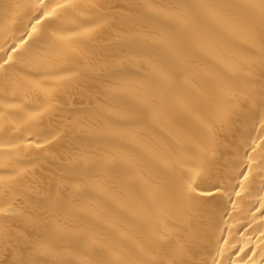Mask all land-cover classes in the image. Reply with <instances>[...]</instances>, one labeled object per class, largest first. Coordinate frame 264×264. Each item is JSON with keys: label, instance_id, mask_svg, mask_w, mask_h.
I'll return each mask as SVG.
<instances>
[{"label": "bare ground", "instance_id": "obj_1", "mask_svg": "<svg viewBox=\"0 0 264 264\" xmlns=\"http://www.w3.org/2000/svg\"><path fill=\"white\" fill-rule=\"evenodd\" d=\"M222 2L95 0L97 7L77 10L96 30L72 45L75 53L40 26L44 67L16 66L9 71L15 94L11 86L0 90V207L12 205L0 223L9 228L11 250L36 264H98L146 259L141 249L168 260L180 243L204 264H264L260 175L235 210L207 181L201 190L213 195L196 208L176 196L197 165L230 192L243 179L244 153L264 136L239 99L245 72L255 71L259 81L261 69L246 61L243 40L260 24L241 8L214 14L211 6ZM16 3H31L33 11L2 7ZM37 3L0 0V61L31 31ZM178 3L192 5L182 13L187 22L158 15ZM45 69L53 73L47 79ZM45 79L53 97L31 83ZM221 110L231 117L221 120ZM33 112L40 115L28 121ZM253 155L259 160L260 150Z\"/></svg>", "mask_w": 264, "mask_h": 264}, {"label": "snow or ice", "instance_id": "obj_2", "mask_svg": "<svg viewBox=\"0 0 264 264\" xmlns=\"http://www.w3.org/2000/svg\"><path fill=\"white\" fill-rule=\"evenodd\" d=\"M81 5L86 7L95 8L97 4L95 0H63V2H55L54 4H47L45 0H38L35 6V12L39 15L32 16L30 19L34 20V23L30 24L31 31H27L21 37L19 43L12 46V48L5 51V57L0 61V73L4 76L3 85L0 86V90L7 89L9 86L13 89V94H15V88L17 87L16 82L9 75V71L14 69L16 66L31 67L39 71L44 67V56L42 50L37 45L42 33L40 31V26H48L52 28V36L56 37L59 41L67 45L66 51L68 53H75L76 48L72 45L76 44L78 40L88 38L96 29L91 27H85L80 22V16L77 10ZM6 10L15 9L18 12L22 10L33 11V5L31 3H16V4H4L2 5ZM192 7L189 3H178L176 5H170L168 10H161L158 15L163 18L175 19L177 23L187 22V18L182 14L184 10L190 9ZM199 7H209L207 4H200ZM214 14H219L223 10L228 8H241L247 10L251 13L253 20H258L260 24L259 32L252 30L246 31V38L243 43L247 46V51L244 53L246 61L250 65H259L261 72L259 75V81L257 82V76L255 71L245 72L244 75L247 78L244 83V88L240 93L239 99L243 100L248 108V112L253 116L256 122L259 124V131L264 132V0H241L238 4H232L229 0H223L222 3L211 6ZM71 11V16H66L68 11ZM220 20H224L223 15H219ZM73 24L79 31H72L63 27L65 24ZM66 33H70L66 35ZM28 39H24V37ZM33 46L29 48V44ZM0 51H4L0 49ZM45 78L53 75V73L48 72L46 69L44 71ZM27 78V77H26ZM166 78V76L162 77ZM45 80H32L31 83L35 88H37L46 97H53V93L56 91L55 88L45 87ZM61 81L69 79V77H59ZM23 111L21 105H12ZM40 113H29L27 116L28 121L35 120ZM231 111L220 112V119L227 120L231 117ZM47 143V141H46ZM4 145H0L3 148ZM37 147H42V145L37 144ZM261 152V158L256 160L254 158L257 150ZM245 157V171L239 172L238 176L243 177L242 180H238L237 184L232 187L229 192L225 188L220 180L210 179L206 168L203 165L193 166L188 169L187 179L184 184L176 192V196L190 208H196L199 202L213 195V191L217 194L226 195L228 197V203L232 205L233 210H235L239 202L244 198L245 195L249 193L248 185L254 180L255 175H260L261 179V190L264 191V136H257L251 142L248 147V151L244 153ZM80 159H85L83 156ZM207 181L211 183L212 190H201V183ZM235 197V199H233ZM264 210V196L260 197V207L257 211ZM161 214L162 220H167V213L164 208H158ZM12 214V205L7 207H0V216L7 218ZM227 213H225L226 215ZM261 216L264 217V211L261 212ZM187 223V222H186ZM260 235L264 237V232ZM11 237L9 236V228L6 224L0 223V264H36V261L30 258H23L19 251L11 250L8 246L7 241ZM162 240L168 239L167 237H161ZM240 251H244L243 248ZM142 254L147 257L146 259H113L110 261H99L98 264H204L202 261H196L189 259L190 251L185 247L184 244L178 243L171 249V259L165 260L154 256L150 253L141 249ZM44 254L49 255L51 252L46 251ZM264 257V251L261 253ZM11 257V258H9ZM66 264H71V262H66ZM78 264H93L92 261L84 258L81 259ZM213 264H220L219 261L214 260ZM235 264V262H233ZM251 264H258V262L251 261Z\"/></svg>", "mask_w": 264, "mask_h": 264}]
</instances>
